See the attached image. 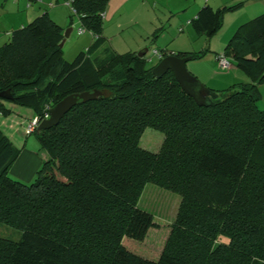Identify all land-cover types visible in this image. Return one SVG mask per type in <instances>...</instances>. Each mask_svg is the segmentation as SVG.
Returning a JSON list of instances; mask_svg holds the SVG:
<instances>
[{"label":"trees","instance_id":"16d2710c","mask_svg":"<svg viewBox=\"0 0 264 264\" xmlns=\"http://www.w3.org/2000/svg\"><path fill=\"white\" fill-rule=\"evenodd\" d=\"M106 3L70 0V17L93 37L71 60L58 45L62 27L46 11L0 44V90L12 96H0L1 117L12 111L8 103L30 109V118L68 93L100 91L55 124L28 132L46 151L28 182L8 174L20 147L0 126V223L19 231L17 238L0 235V264H264V107L256 104L264 11L239 23L220 50L248 80L204 84L207 101L197 104L170 70L151 73L172 52L155 48L161 56L147 65L144 54L103 44ZM242 3H204L188 22L209 38L223 12ZM146 126L163 134L156 150L139 144ZM146 182L179 194L156 258L121 242L142 239L153 224L137 203Z\"/></svg>","mask_w":264,"mask_h":264},{"label":"rangeland","instance_id":"374dc122","mask_svg":"<svg viewBox=\"0 0 264 264\" xmlns=\"http://www.w3.org/2000/svg\"><path fill=\"white\" fill-rule=\"evenodd\" d=\"M193 0H144V4H130L127 6V12H125L122 15V19L125 21H130L129 25L126 27H122L120 35L114 36V41L116 39L122 38L126 42L124 44H120L118 48H115L117 52H121L125 49L126 45H132L135 40L138 38L139 34L142 33V29L140 28V25L143 23H146L148 18H156L159 23V28L156 29V35L155 36H165L166 39H169L166 45L174 46L175 47H181L185 46L187 49L196 51L202 48H205V54L200 58H189L185 61V66L187 70H189L192 74V72L188 67L195 66V69L199 71V77L203 79L206 82H209L206 77L209 75V71L213 70L214 73H217V75L224 74L226 77L224 78V83L221 85H217L216 87L223 88L230 84L232 81H239V78L237 76L244 75L245 79L248 80V76L239 68L233 67V61L232 59L227 56L228 60L233 64L230 69H222L217 66L216 61L214 60L213 56V50H219L222 49L226 39L229 37V35L232 33V31L235 29L234 19L236 17L240 18L243 17V15H250L253 16L255 14L253 13V10H249L248 6H251L254 9H257V6H261V4H264V0H257L256 2L243 0V3L241 5H238L232 9H227L223 12V23L220 29L212 34L209 38L206 37L204 34H196L190 24L186 22V19L184 15L189 13L190 2ZM197 2L201 0H195ZM215 1V2H213ZM239 0H209V3H215L214 5H227L235 3ZM194 2V1H193ZM202 5V4H200ZM199 5V6H200ZM213 6V7H216ZM264 9V8H261ZM42 10H40L41 12ZM255 11V10H254ZM249 16V17H251ZM131 17V18H129ZM182 17V18H180ZM248 17V18H249ZM180 18V20H178ZM75 19L76 16H73V22L71 24L74 25V30L72 33L67 36L66 39L72 40L78 37V34L75 33ZM238 21V20H236ZM178 27H184L182 30H178ZM227 35L225 38V41L222 42L219 40H216L217 36L221 34ZM228 33V34H227ZM85 35V33H81V36ZM107 37V36H106ZM154 38V37H153ZM110 38H105L103 44L108 45V41ZM152 37H149L147 39L148 48H146V51L144 52V55L146 58H149L147 60V65H150L157 60V55L151 52L152 47L156 46L154 44V40H152ZM89 41V40H88ZM88 41L84 46L87 45ZM70 41L63 42L62 43V50H63V56L67 60H71L74 55L78 52V50L83 49V46L76 47L78 44L75 43L74 45L70 46ZM127 43V44H126ZM146 46V45H145ZM164 45L161 44V47ZM168 46V47H170ZM112 47V46H111ZM217 47V48H216ZM140 50L137 49L136 51ZM213 56L212 64V70H209L207 66V58ZM197 67V68H196ZM203 71V72H202ZM196 76V74H194ZM199 80L200 78L196 76ZM202 82V80H200ZM211 83V82H209ZM219 84V83H218ZM259 92L260 97L256 100V104L258 107H264V80L259 83ZM13 104V103H12ZM15 109L22 113H25L28 111V109L24 106H20L17 104H13ZM1 118V116H0ZM25 119V118H24ZM23 119V120H24ZM1 123V122H0ZM1 125V124H0ZM4 130V129H3ZM162 132L158 129H155L150 126L144 127L143 131L140 134L139 137V144L148 149V150H156L161 142L162 139ZM27 142L25 144L26 147H31L32 149L37 152V154H45L46 151L39 147V143L35 137V135L31 132L27 134ZM14 143L17 146L22 145V139L15 140ZM42 161V160H41ZM41 162L38 164L37 168L40 166ZM36 168V169H37ZM8 174L16 179H20L15 174H13L10 170H8ZM36 174V170L34 171L33 176L29 180H22L24 182H28L34 178ZM179 200V194L175 191H172L167 188L159 187L155 185L152 182H146L143 186L140 195L138 197L137 203L140 207L146 209L152 214V221L153 224L149 225V227L146 229V232L142 239H135L127 236H123L121 239L122 244L129 249L130 251L137 253L143 257L147 258H156L159 254V251L162 247L164 238L168 232L170 222L173 219L177 203ZM0 235L1 236H7L11 238H17L19 236V231L9 225L0 223Z\"/></svg>","mask_w":264,"mask_h":264},{"label":"crops","instance_id":"0c3cea01","mask_svg":"<svg viewBox=\"0 0 264 264\" xmlns=\"http://www.w3.org/2000/svg\"><path fill=\"white\" fill-rule=\"evenodd\" d=\"M193 1L190 2V6L186 5V7H190L189 13L184 15L186 22H188V20L195 14L197 9L201 6L200 4L208 3L212 7L216 6V5H214L215 3H209L208 2L209 0H201L199 2H197L195 0H193ZM248 1H253V0H248ZM254 1L256 2L257 0H254ZM213 2H215V1H213ZM132 3L141 5V4H144V0H107V3L105 5L104 12H103V18H102L103 21H102L101 34L104 37V40H105V38L107 39V37L110 38L108 41V45L112 46V48L114 50H117L115 48H118V46H120V44H124V42H126L122 38L116 39V41H114V36L115 35L119 36L121 31H123V30H121V28L129 25L130 21L124 22V20L122 19V15L125 12H127L126 11L127 6H129ZM248 7H249L248 8L249 10H253L252 11L253 13H251V14H257L259 12L264 11V9H261V8H264V4H261V6H257V9H254L252 7V4H251V6H248ZM40 10H42L41 12L46 11V13L54 21H56L62 27L63 30L66 27H70V30H69V33L67 36H69L72 33V31L74 30V25L71 26V24L73 22V16L74 15L72 17H70V12H71L70 7L68 4L65 3V0H0V44L8 38V36L10 35L11 31L14 28L19 27V26L27 23L31 19H33L35 16H37L38 14L41 13ZM249 16H251L250 13H249V15L245 14V15H243V17H240V18L236 17L234 19L235 20L234 24L238 25L239 23L247 20ZM129 18H131V17H129ZM180 18H182V17H180ZM180 18L178 20H180ZM236 20H238V21H236ZM77 24H78V19L76 17V19H75L76 27H77ZM76 27H75V33H77ZM140 28L142 29V33L139 34L138 38L135 40V42L132 45H126L125 49L123 51H125V50L136 51L139 48H140V50L144 47L148 48L147 39L149 37H152V40H154V44H156V46H153L152 49L153 48H157V49L164 48V49L168 50L169 52L191 51L190 49H187V47H185V46L175 47V45H174L172 47L170 45H166L169 39H166L165 36H161V37L155 36L156 35V29L159 28V23L157 21V17L153 18V19L151 17L148 18L146 23H143L140 25ZM183 28L184 27H178L177 29L182 30ZM82 33H85V35L81 36V33H77L78 37L75 39H72V40L71 39L68 40L69 38L66 39L67 38V36H66L64 38L63 42L65 43L67 41H70L69 44H70V46H72L75 43H77V41H78V44L76 45V47H79V46L85 47L84 44H86V42L88 40H89L88 41V43H89L93 39V37L87 31H84ZM226 36L227 35H225L223 33V34L217 36L216 40H219V41L222 40V42H224L226 39L225 38ZM161 44H163L164 46L161 47ZM168 46H170V47H168ZM220 50H222V49H219L217 51H220ZM215 51L216 50H213V52H215ZM212 59H213V56L207 58V64L209 65V66H207V68L209 70H212V64L214 63V62H212L213 61ZM232 65H231V67H232ZM233 67H236V66L233 65ZM188 68L192 72H194V74H196V76L199 77V75H200L199 71H197V69H195V66H191ZM236 69H237V67L235 68V71H237ZM225 77L226 76L224 74L217 75V73H214V71L212 70L211 73L209 71V75L206 77V79L211 83L204 81L200 77L199 78H200V80H202V83L205 84L206 86L211 87V88H217L216 87L217 85H221L224 83ZM237 78H239V81L247 80V79H245L244 75H240V74L237 76ZM220 82H223V83H220ZM7 105L12 109V111L7 116L1 117V120H0L1 125L0 126L2 129H4L3 131L7 135H9V137L13 141H14V139L15 140L22 139V142H23L22 145L19 146L20 150H19L16 158L14 159L13 163L9 167V170L13 174H15V176H17L18 178H20L22 180H29L33 176L34 171L36 170L38 164L45 157V154H43V153L37 154V152H35L34 149H32L31 147L25 146L28 137H27V134L24 133L23 121L27 117L31 116L33 113L30 111V109L27 108L28 111L21 114L20 112H18L15 109V107L12 103H8Z\"/></svg>","mask_w":264,"mask_h":264},{"label":"water","instance_id":"95a60500","mask_svg":"<svg viewBox=\"0 0 264 264\" xmlns=\"http://www.w3.org/2000/svg\"><path fill=\"white\" fill-rule=\"evenodd\" d=\"M70 27L63 30V36L59 40L58 45L61 46L64 38L68 35ZM146 51V47L136 51V54L141 56ZM190 58L189 54L178 55L175 53H167L161 56L158 61L151 67V73L154 77L161 76L166 70H170L184 92L190 95L197 104L206 103V95L209 89L185 66V61ZM100 91L96 88L90 90H81L71 92L55 103L48 110V116L41 118L36 125V129L46 128L55 124L59 117L69 109L73 104L88 99H93L99 95ZM0 96L3 98H11L8 88L0 90Z\"/></svg>","mask_w":264,"mask_h":264},{"label":"built area","instance_id":"2783aa9c","mask_svg":"<svg viewBox=\"0 0 264 264\" xmlns=\"http://www.w3.org/2000/svg\"><path fill=\"white\" fill-rule=\"evenodd\" d=\"M65 3L66 4H70V0H65ZM71 10L74 11V9L72 7H71ZM102 16H103V13H102ZM84 31H85V29L82 26L78 25L76 27V32L77 33H81V32H84ZM151 52L154 53L157 56H161L160 52L157 49H155V48H153L151 50ZM215 61H216L217 66L222 68V69H229L231 67V65H232V63L228 60L227 55H225L222 51L217 53ZM49 107L50 106H46L45 107V109L42 111L41 116L35 115V116L30 117V118H26L23 121V126H24L25 133H28L31 130H33V128L37 125V123L39 122V120L41 118H45V117L48 116Z\"/></svg>","mask_w":264,"mask_h":264}]
</instances>
